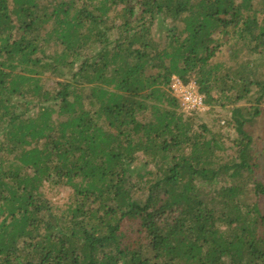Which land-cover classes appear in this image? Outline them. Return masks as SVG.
<instances>
[{
    "label": "trees",
    "instance_id": "1",
    "mask_svg": "<svg viewBox=\"0 0 264 264\" xmlns=\"http://www.w3.org/2000/svg\"><path fill=\"white\" fill-rule=\"evenodd\" d=\"M263 103L264 0H0V264H264Z\"/></svg>",
    "mask_w": 264,
    "mask_h": 264
},
{
    "label": "rangeland",
    "instance_id": "2",
    "mask_svg": "<svg viewBox=\"0 0 264 264\" xmlns=\"http://www.w3.org/2000/svg\"><path fill=\"white\" fill-rule=\"evenodd\" d=\"M240 57L242 59H254L255 56H249L246 54L245 51H243L240 54ZM221 62H226L228 60V56L226 53H224L223 56L219 58ZM41 83L44 86L45 89L54 92L59 87L57 83L62 82L63 79L56 78L53 75L45 74L41 77ZM58 87V88H57ZM240 107H244L243 114L245 118H249L247 115H245V111L248 108V104H245L244 102H241L239 104ZM262 108L264 109V103L262 105ZM37 109H34L31 114L35 113ZM56 117V116H54ZM231 117V107H221V106H214V107H208V111L196 115V119L199 123L205 124L206 127L214 133H219L221 135L222 143L224 145V148L226 149V155H231L234 150V141L237 138V134L233 128V124H230L228 126L229 118ZM55 119V118H54ZM245 129L252 134V136L255 139L256 144L260 146V149H264V114L261 113L260 116L255 118V121L253 124H245ZM264 151V150H263ZM142 158H140L136 164L135 167L142 171ZM257 178L259 180L264 179V153H261L260 155V170L257 175ZM46 197L50 201V204L52 206V210L55 215H58L61 213V211L64 209L65 205L67 204L68 198H69V191L65 188L59 187V186H47L45 185L43 189Z\"/></svg>",
    "mask_w": 264,
    "mask_h": 264
},
{
    "label": "built area",
    "instance_id": "3",
    "mask_svg": "<svg viewBox=\"0 0 264 264\" xmlns=\"http://www.w3.org/2000/svg\"><path fill=\"white\" fill-rule=\"evenodd\" d=\"M169 91L178 102L182 114L187 116L200 115L208 111L203 96L197 92L193 82L183 83L179 78L173 76Z\"/></svg>",
    "mask_w": 264,
    "mask_h": 264
}]
</instances>
